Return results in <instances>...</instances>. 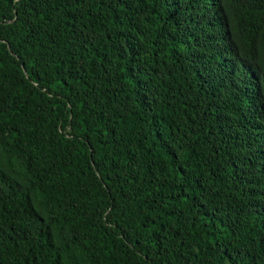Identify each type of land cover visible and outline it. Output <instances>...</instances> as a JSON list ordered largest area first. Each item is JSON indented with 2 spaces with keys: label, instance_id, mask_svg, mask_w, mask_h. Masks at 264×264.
<instances>
[{
  "label": "trees",
  "instance_id": "1",
  "mask_svg": "<svg viewBox=\"0 0 264 264\" xmlns=\"http://www.w3.org/2000/svg\"><path fill=\"white\" fill-rule=\"evenodd\" d=\"M0 264H264V0H0Z\"/></svg>",
  "mask_w": 264,
  "mask_h": 264
},
{
  "label": "clouds",
  "instance_id": "2",
  "mask_svg": "<svg viewBox=\"0 0 264 264\" xmlns=\"http://www.w3.org/2000/svg\"><path fill=\"white\" fill-rule=\"evenodd\" d=\"M187 1L189 2V11L193 15V17H195L197 15L199 8L201 6V3L203 1H208L211 4H214L216 6L224 5L227 2V0H187ZM234 12H235V6L229 8L227 10V13L225 14V16H230V15L234 14Z\"/></svg>",
  "mask_w": 264,
  "mask_h": 264
}]
</instances>
